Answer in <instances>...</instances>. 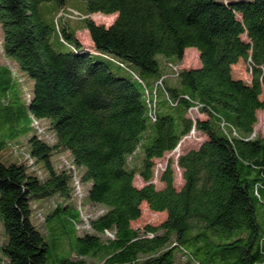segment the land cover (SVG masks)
I'll return each instance as SVG.
<instances>
[{"label":"trees","instance_id":"1","mask_svg":"<svg viewBox=\"0 0 264 264\" xmlns=\"http://www.w3.org/2000/svg\"><path fill=\"white\" fill-rule=\"evenodd\" d=\"M68 1L0 0L2 52L33 82L25 103L14 105L13 73L0 64L2 125L30 116L33 126L47 122L52 136L36 130L25 158L7 152L0 138V264H49V243L30 219L36 199L52 206L41 225L63 228L60 248L74 255L50 264L92 257L100 264H179L177 254L184 264H264V138L253 131L256 112L264 111V0H79L81 10ZM52 3L47 25L40 6ZM59 12L76 13V27ZM97 13L116 17L105 27L89 18ZM80 30L93 46L81 45ZM53 35L65 50L53 48ZM186 49L197 52L198 65L174 71ZM240 60L249 65V83L232 74ZM193 106L206 118L194 122ZM192 127L205 138L174 161L180 188L172 159L156 188L155 161ZM61 153L70 162L56 165L51 157ZM136 176L143 186L134 185ZM74 178L87 185L86 202L102 210L82 234ZM142 203L166 219L132 228Z\"/></svg>","mask_w":264,"mask_h":264},{"label":"rangeland","instance_id":"2","mask_svg":"<svg viewBox=\"0 0 264 264\" xmlns=\"http://www.w3.org/2000/svg\"><path fill=\"white\" fill-rule=\"evenodd\" d=\"M68 5L70 7H74L77 8L79 10H81L83 3L79 0H70L68 1ZM55 6L54 3L52 4H46V5H41L40 6V13L42 16V20L45 24L50 25V20L52 18V12L54 10ZM56 17H63L66 21H68V24L71 27H76L77 25V21L78 19L75 18L76 15L73 14V16H64L62 13H58ZM116 15L113 14L111 16L109 15H102V14H93L90 15L89 18L97 25H103V26H108L110 25L114 19H115ZM59 25L61 26V22L59 21ZM76 38L79 40V42L84 43L85 41L89 40V34L86 30H80L76 32ZM1 41H2V32L0 29V64L5 65L9 68V70L13 73V82H14V100H13V104L14 105H19L22 106L26 99H25V93H31L32 92V87H33V82L27 78V76L21 71L19 70L18 66L15 64V62H13L11 59H8L6 56H4L3 52H2V47H1ZM51 44L53 46V48L55 50H65L66 48L63 47L60 43H58L56 36L53 35L51 37ZM84 45V44H83ZM162 63V61H160ZM198 65V55L196 53L195 50L193 49H189V50H185L184 54H183V58L181 60V62L176 65L177 70L179 69H188V68H192V67H196ZM168 65H166L167 67ZM164 68L161 66V69ZM166 71V76L168 79H173L174 75L173 73L170 71V67L165 68ZM231 71L232 74L235 78H240L242 79L244 82L249 83L251 81V74H250V69H249V65L244 62V61H239L237 64L233 65L231 67ZM15 76V77H14ZM19 80V81H18ZM262 92L264 93V87L262 89ZM197 115V114H196ZM206 118L205 115L203 114H198V119H204ZM256 119L257 122L254 126V133L258 136H260L261 138H264V111H257L256 112ZM3 123L1 122L0 119V129L2 131V133L0 134V138L3 139L6 142L7 145V152L12 153L14 152L15 154L18 152H21L22 157L25 158L26 154L24 155L22 151H28V144L26 142L27 138L30 137L32 134H34L36 132V130L38 132H40L39 134L43 133L44 131H46V135L49 139H51V135L48 131V125L47 122L41 121L38 123H34L33 126V120L30 116H27L25 118L21 117L17 123H14L12 126L6 125L7 128H5V126L2 125ZM35 127V128H34ZM44 134V136H46ZM195 138H189V139H185L180 147H179V151L180 153L183 152L184 150L191 148V147H197L200 144V141H203V139L205 138V136L202 133L196 132V134L194 135ZM47 137H45V139H48ZM199 139V140H198ZM202 139V140H200ZM198 140V141H197ZM178 149L175 151L177 152ZM175 152H170L164 155L163 158L158 159L155 161V165H154V169H153V179H152V183L154 184V186L156 188H161L162 184L159 182V175L161 173V169L163 165H166L167 161L172 159L173 160V168H174V186L179 189L181 184H182V179H181V171L179 169L176 168L175 166V156L177 155V153ZM2 154V156L4 155V151ZM66 159L67 161L70 162L69 156L66 153H61L59 156H57L56 154H53V156L51 157L52 161H55L56 165L59 164V159ZM0 160L2 161V157H0ZM26 160V159H25ZM157 168V172H155V169ZM77 178L79 177V171L76 169L75 171ZM80 179V178H79ZM134 185L136 187H141L143 186L145 183L138 177L136 176L134 179ZM80 184V192L82 193V199L79 200L77 198V194L75 193V188L72 184V201L74 203L75 206V210H73L74 212L77 211V208L79 207L81 214L82 215H88V214H92L94 212H98V210H101V207L97 206V205H92L90 203H87L85 200L86 197V191H87V185L85 183H79ZM79 202H78V201ZM43 200H32L30 203V207H31V222L36 226V228L43 234L45 240L49 243L50 246V253H49V258H48V263L50 264L52 259L54 258H63V259H67V258H72L74 255L73 253H71V251L69 249H65L67 248L64 244V249L60 248V246L62 245L61 243L63 242V238L62 235H60V232H62L63 228H60V230H56L53 227V223L54 222H48L47 224L41 225V221H43V217L44 214H46L50 209H51V204L48 201H43ZM58 201V199H54V202L56 203ZM77 207V208H76ZM140 217L135 220L132 221L130 223L132 228H142L145 225H151V226H158L160 225L165 219H166V213L165 212H152L148 209L147 205L145 203H142L140 205ZM53 228V231H51ZM64 230L68 233H70V225L68 223H66L64 225ZM3 228L0 222V245L4 240V236H3ZM78 233H83L85 230H77ZM90 231V230H88ZM61 244V245H60ZM177 262L179 264H184V260L183 258L177 254ZM86 264H100V258L97 257H92V258H87L86 259Z\"/></svg>","mask_w":264,"mask_h":264},{"label":"built area","instance_id":"3","mask_svg":"<svg viewBox=\"0 0 264 264\" xmlns=\"http://www.w3.org/2000/svg\"><path fill=\"white\" fill-rule=\"evenodd\" d=\"M73 14H75L76 15V13H73ZM173 70L174 71H177V68L176 67H173ZM159 83V85H160V82H158ZM154 92H155V89L153 90V96H154ZM145 95L146 96H148V93L147 92H145ZM155 97V96H154ZM147 107H148V115H149V117H151L152 119H154V117H155V101L153 100V102H150L149 101V99L147 100ZM198 106H193V107H191L189 110H188V115H189V117L195 122V119H197L198 118V114H201L199 111H198ZM197 114V115H196ZM36 124V123H35ZM196 130H195V128L194 127H192V129L189 131V133L188 134H186L185 136H183L182 138H181V140L179 141V143H178V145H177V147L172 151V152H175L177 149H178V151L177 152H175V153H177V155L175 156V160L177 159V157H178V155H179V153H180V151H179V147H180V145H181V143L187 138V139H189V138H195V134H196ZM199 140V139H198ZM197 140V141H198ZM63 158H61V160H62ZM174 160V161H175ZM62 162L64 163V164H66V162H65V160H62ZM176 166V165H175ZM164 167H165V165H163L162 166V168H160L161 169V172L164 170ZM176 168L178 169V167L176 166ZM158 170H157V168L155 169V172H157ZM154 174V173H153ZM73 184H74V188H75V193L77 194V198L79 199V200H81L83 197H82V193L80 192V184H79V181L77 180V179H75L74 178V182H73ZM78 201V200H77ZM79 202V201H78ZM79 211H80V209H79V207L77 208ZM102 213V210H98V212H94V213H92V214H88V215H82L81 214V211H80V222L76 225V229L77 230H85L86 229V231L87 230H89L90 229V225H89V221L91 220V219H93V218H95V217H97L99 214H101ZM104 234H105V236H107V237H109V238H112V234H111V232H109V231H104Z\"/></svg>","mask_w":264,"mask_h":264},{"label":"crops","instance_id":"4","mask_svg":"<svg viewBox=\"0 0 264 264\" xmlns=\"http://www.w3.org/2000/svg\"><path fill=\"white\" fill-rule=\"evenodd\" d=\"M81 43V42H80ZM87 45V46H93L92 45V42H91V40H90V38H89V40H87V41H85L84 43H81V45ZM186 50H189V49H186ZM197 53V52H196Z\"/></svg>","mask_w":264,"mask_h":264},{"label":"bare ground","instance_id":"5","mask_svg":"<svg viewBox=\"0 0 264 264\" xmlns=\"http://www.w3.org/2000/svg\"><path fill=\"white\" fill-rule=\"evenodd\" d=\"M109 16H111V15H109Z\"/></svg>","mask_w":264,"mask_h":264}]
</instances>
